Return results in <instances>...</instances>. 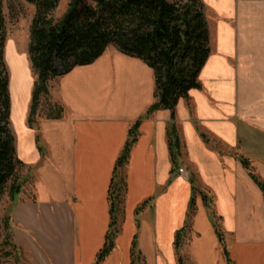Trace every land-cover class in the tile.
<instances>
[{
  "label": "crops",
  "instance_id": "obj_1",
  "mask_svg": "<svg viewBox=\"0 0 264 264\" xmlns=\"http://www.w3.org/2000/svg\"><path fill=\"white\" fill-rule=\"evenodd\" d=\"M202 3L211 55L201 88L175 110V171L167 136L172 112L147 115L155 80L144 62L108 48L92 65L49 82L64 119L41 116L30 126L35 74L28 53L8 47L15 145L29 178L15 202L8 195L0 202L11 210L20 256L8 262L96 264L110 226L114 169L140 121L123 170L119 234L102 264H132L134 242L138 264H227L216 222L234 264H264V194L241 162L248 160L264 183V0Z\"/></svg>",
  "mask_w": 264,
  "mask_h": 264
},
{
  "label": "trees",
  "instance_id": "obj_2",
  "mask_svg": "<svg viewBox=\"0 0 264 264\" xmlns=\"http://www.w3.org/2000/svg\"><path fill=\"white\" fill-rule=\"evenodd\" d=\"M25 1L36 9L28 49L36 77L28 119L30 126L36 125L41 115L53 121L65 117L64 105L51 99L50 81L76 67L92 65L108 48L114 47L123 55L144 62L154 73L156 102L149 108L147 115L159 110L172 112V125L167 136L175 171L181 149L175 110L181 99L188 100L191 91L201 88L200 74L211 55L202 0H70L65 14L59 20H55L53 15L61 0ZM3 4L4 0H0V202L6 195L11 202H15L29 178L22 175L24 163L18 158L11 129L12 103L5 58L7 28ZM139 125L140 121L130 131L131 139L114 169L109 187L110 226L96 264H102L115 248L119 234L118 219L126 191L123 170L136 142ZM241 162L264 194V183L254 175L250 162L244 158ZM197 191L194 188V192ZM201 195L206 206L211 209L213 201ZM194 204L195 200L191 203V210ZM1 223L4 235L0 232V264H7L3 261L11 259L20 262L18 247L13 239L11 210ZM215 229L227 264H234L217 222ZM180 237L181 232L177 237V245ZM131 254L132 264H138L136 242L132 245Z\"/></svg>",
  "mask_w": 264,
  "mask_h": 264
},
{
  "label": "rangeland",
  "instance_id": "obj_3",
  "mask_svg": "<svg viewBox=\"0 0 264 264\" xmlns=\"http://www.w3.org/2000/svg\"><path fill=\"white\" fill-rule=\"evenodd\" d=\"M70 0H61L60 5L57 11L54 13L53 17L55 20H59L65 14ZM4 15L6 19V28H7V45H6V65L8 67V47L16 48L19 53H24L29 55L28 49L30 45V28L32 20L35 16V6L26 2L25 0H4L3 4ZM9 45V46H8ZM30 59V57H29ZM31 62V61H30ZM9 76L14 81V73L11 68L8 67ZM33 70V69H32ZM34 74V72H33ZM22 75L20 79L22 80ZM36 80V77H35ZM14 97V94H13ZM31 107V106H30ZM18 111H21V108H18ZM17 111V112H18ZM43 116V115H41ZM19 125V122L17 121ZM16 128V121L11 119V129L12 134L14 135V129ZM16 144V140H15ZM196 196H192V199L195 200ZM3 204H0V232L2 236L4 232L2 230V220L8 214L9 205L6 209L3 210ZM4 213V216L1 214ZM7 264H13V262L3 261Z\"/></svg>",
  "mask_w": 264,
  "mask_h": 264
},
{
  "label": "built area",
  "instance_id": "obj_4",
  "mask_svg": "<svg viewBox=\"0 0 264 264\" xmlns=\"http://www.w3.org/2000/svg\"><path fill=\"white\" fill-rule=\"evenodd\" d=\"M179 174L184 177L185 179H188L189 178V174L187 171L183 170V169H180L179 170Z\"/></svg>",
  "mask_w": 264,
  "mask_h": 264
}]
</instances>
